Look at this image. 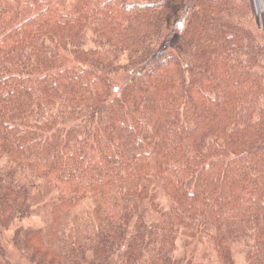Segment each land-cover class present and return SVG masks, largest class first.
Wrapping results in <instances>:
<instances>
[{"label":"trees","instance_id":"obj_1","mask_svg":"<svg viewBox=\"0 0 264 264\" xmlns=\"http://www.w3.org/2000/svg\"><path fill=\"white\" fill-rule=\"evenodd\" d=\"M239 1L0 0V222L47 210L17 231L33 263L175 264L185 234L264 264V31Z\"/></svg>","mask_w":264,"mask_h":264},{"label":"rangeland","instance_id":"obj_2","mask_svg":"<svg viewBox=\"0 0 264 264\" xmlns=\"http://www.w3.org/2000/svg\"><path fill=\"white\" fill-rule=\"evenodd\" d=\"M246 2L249 11V3L251 4V8H254V3L251 0H249V3L248 0H246ZM189 3H192L191 0H186V9H188ZM186 12L188 11L182 8V22L174 23L173 26H170L169 32L171 33V39L174 38L182 29L185 21L184 14ZM254 12V15L257 16L260 23L257 11ZM261 30L264 31V27ZM120 62L124 65L127 64V54H124L121 57ZM131 75L132 74H129V72L123 71L113 75L112 81L115 85V94L120 93L121 89H123ZM161 202L164 204L168 203L166 199H161ZM91 203H93V201H86L75 208L67 209L65 212L66 220L63 226L67 236L77 235V225L79 221L80 223H83L85 220L89 219V215H93L92 210L94 205ZM36 214L37 216L32 215L31 217L22 219L17 223L14 221L9 224L0 222V247L5 254L4 264H35L30 260L29 254L24 251L22 243L25 239L22 236L17 239V231H19V229L26 228L43 229L49 227V216L47 210L43 209L40 213ZM2 217H5V215ZM239 248L240 247L235 248L238 249V251L235 252V262L233 264H247L246 254ZM87 258L89 262H92L95 259L92 252L87 253ZM122 258H124V253L122 251H119L118 254L114 253L108 264H120L122 262ZM174 259L175 264H187V262L191 260L193 264H222L217 252L214 251V245L211 243L210 238L191 237L185 234H181L178 237Z\"/></svg>","mask_w":264,"mask_h":264},{"label":"crops","instance_id":"obj_3","mask_svg":"<svg viewBox=\"0 0 264 264\" xmlns=\"http://www.w3.org/2000/svg\"><path fill=\"white\" fill-rule=\"evenodd\" d=\"M254 3V9L257 11L259 19H260V25L262 28L264 27V0H251ZM263 21V23H262ZM263 24V25H262Z\"/></svg>","mask_w":264,"mask_h":264},{"label":"bare ground","instance_id":"obj_4","mask_svg":"<svg viewBox=\"0 0 264 264\" xmlns=\"http://www.w3.org/2000/svg\"><path fill=\"white\" fill-rule=\"evenodd\" d=\"M253 9H254V8H253ZM259 24H260V23H259ZM260 27H261V29H263L261 25H260Z\"/></svg>","mask_w":264,"mask_h":264}]
</instances>
